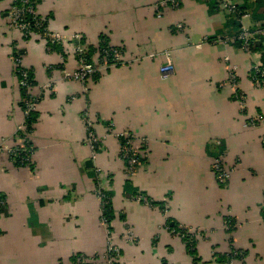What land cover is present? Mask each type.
<instances>
[{
  "label": "crops",
  "instance_id": "crops-1",
  "mask_svg": "<svg viewBox=\"0 0 264 264\" xmlns=\"http://www.w3.org/2000/svg\"><path fill=\"white\" fill-rule=\"evenodd\" d=\"M163 1L35 0L50 30L77 34L94 49L104 37L123 51V65L82 86L63 78L64 69L76 68L71 46L48 53L41 41L24 40L9 26L10 0H0V148L6 149L0 151V264H70L72 255L94 258L106 250L84 116L97 136H105L96 165L110 197L119 264H220L217 257L232 249L244 254L233 264H264V90L250 80L260 53L217 42L232 31L224 13L209 14L191 0L161 8ZM208 38L216 42L206 44ZM164 52L173 66L165 79L159 72ZM16 53L41 96L31 168L15 166L7 151L18 145L23 124ZM229 70L245 96V114L232 89L219 87ZM256 115L263 122L252 126ZM125 131L143 146L131 177L113 135ZM220 154L235 168L225 187L211 169ZM138 194L165 201V213L135 201ZM167 220L196 234L197 261Z\"/></svg>",
  "mask_w": 264,
  "mask_h": 264
},
{
  "label": "built area",
  "instance_id": "built-area-1",
  "mask_svg": "<svg viewBox=\"0 0 264 264\" xmlns=\"http://www.w3.org/2000/svg\"><path fill=\"white\" fill-rule=\"evenodd\" d=\"M209 1L211 0H199V2L203 4ZM218 1L220 2L219 7L223 12L230 15L231 12L235 11V6L237 5L236 3H233L230 0ZM160 7L178 9L179 2L177 0H164L160 3ZM239 16H241V28L239 32L235 36L225 37L223 39H219L218 41L224 43L227 46H234L235 43H238V49L241 52L251 54V43L255 37L258 36L264 38V26H257L253 30L243 24L244 20H250V14L244 13ZM8 23L10 28L16 32H19L24 40L29 41L31 39H37L41 41L48 53H53V49L56 46H71L72 55L76 60V68L71 72L66 69L63 70V78L65 80H70L80 83L82 86H86L87 82H89L95 76H98L101 72L107 70L108 68H113L124 64V60H122V52L118 48L109 46L97 49L95 48V51L90 53L86 44L83 43L81 36L77 34L64 35L50 30L47 23L38 15L36 4L32 0H10ZM177 30L182 31L183 26L178 25ZM157 56L158 55H150L149 57L154 58ZM159 56H162L165 61L164 66H161L159 69L161 77L165 79L173 72L171 54L170 52H164ZM13 67L18 88L22 92L20 103L22 104L23 124L18 130L16 139L19 142L17 143L18 145L11 149H7V151L12 161H14L13 158L15 156L21 154L17 161L18 164L21 167H28L32 163L31 157L33 154V148L30 142L32 130L29 131L27 129L26 122L30 118V115L37 111V106L41 100V96L40 94L37 95L33 92V84L30 77L31 72L24 67L23 60L17 53L13 57ZM250 80L255 87L264 90V69H262L261 64L255 63L251 66ZM219 87H230L232 89L234 96L240 104V113L245 114V96L238 89L237 77L233 70H229L227 80L221 83ZM83 120L86 126L85 142L90 150V161L94 166L96 177V196L100 203V218L106 226L108 234V254L105 252L102 257L105 259L106 264H115L118 262L119 251L112 245V235L108 231L107 222L104 217L105 207L108 204V197L105 195L106 190L103 186L104 176L100 168L96 165L97 155L101 147V141L105 139V136H97L94 125L89 122L85 116ZM262 122L263 117L261 115H256L253 120L249 122V124L254 126L261 124ZM113 135L119 142V158L125 165L124 172L126 176L131 177L140 166L141 149L143 146L138 144L135 136L130 132H113ZM262 142L264 147V139ZM2 150L6 149L0 148V151ZM223 156V154H220L211 162V169L215 176V180L221 187H225L227 185L235 169L225 164ZM134 199L144 206L153 207L151 200L147 199L143 194H138L134 197ZM4 204V199L0 197V206H4ZM163 212H165V210ZM262 214L264 215V208L262 209ZM166 227L168 230H170L168 225H166ZM191 234L193 235L194 233ZM240 255H242L240 252L234 253V256ZM102 257L87 258L81 255L77 258L75 264H93L96 261L98 262L99 259H103ZM241 260L232 259L229 264H233L234 261Z\"/></svg>",
  "mask_w": 264,
  "mask_h": 264
},
{
  "label": "trees",
  "instance_id": "trees-1",
  "mask_svg": "<svg viewBox=\"0 0 264 264\" xmlns=\"http://www.w3.org/2000/svg\"><path fill=\"white\" fill-rule=\"evenodd\" d=\"M34 3L35 0H32ZM191 1H194V2H199V0H191ZM200 3V2H199ZM206 6H207V9L209 11V14H213V13H218V12H222L224 13V16H225V19H226V26L229 28H232V31L230 32V34H228V36L226 37H232V36H235L240 28H241V23H240V18L241 14H244V13H249L250 14V21L252 22L253 26L251 27V29H255L257 26L258 27H262L264 26V0H245L243 2V4H237L235 6V11L231 12V14H227L225 12H223L220 7H219V4L220 2L218 0H211L207 3H204ZM225 38V37H224ZM223 39V38H222ZM84 42V41H83ZM216 42L215 39H212V38H208L205 40V43L206 44H214ZM217 42H219L217 40ZM239 44L238 43H235L234 44V47L238 48ZM114 47V46H111L109 45L108 41L104 38V37H100V44L97 48H103V47ZM96 48V49H97ZM115 48V47H114ZM59 47H55L53 49V52H55L56 50H58ZM90 53H93L95 51L94 48H91V47H88ZM119 49V48H118ZM120 51L122 52V60H124V56H123V51L120 49ZM255 52H258L260 53V64L262 66V69H264V38L262 37H258L256 36L255 39L253 40V42L251 43V53H255ZM159 58V57H157ZM156 59V57L154 58ZM153 59V60H154ZM158 60V59H156ZM31 79H32V84H33V78H32V74L30 75ZM96 77V76H95ZM94 77V78H95ZM93 79V78H92ZM91 79V80H92ZM20 96L22 97V92L20 91ZM20 97V99H21ZM21 105V110H22V104L20 103ZM36 113V112H35ZM35 113H32L30 115V118L28 119V121L26 122L27 124V129L30 131L32 130L33 131V124L36 120V117H35ZM21 154L15 156L13 158V162H14V165L15 166H20L18 164V159L20 157ZM219 155L217 156H214L212 161L217 158ZM211 161V162H212ZM31 164L28 166L31 168ZM21 167V166H20ZM215 177V176H214ZM107 197H108V204L106 205L105 207V212H104V217L106 219V222H107V226H108V230L111 231V227H110V224H111V221H112V218H113V214L111 212V203H110V197H109V194L106 193L105 194ZM146 197V196H145ZM2 198V197H1ZM147 199H149L148 197H146ZM3 199V198H2ZM150 200V199H149ZM151 203H152V206H156L158 208H161L163 209V206H164V203L162 202H154L151 200ZM5 205V204H4ZM264 208V203L262 205V209ZM3 209H4V206H0V213L3 212ZM263 220H264V215H263ZM167 224H168V227L169 229L171 230V232L175 235H178L182 242L184 243L185 245V248H186V251L188 253L189 256H195L196 255V250H195V241H194V238H193V235L190 234L187 229L185 228H182L180 227L178 224L176 223H173V225H171V222L167 220ZM225 224L230 228L231 230V227H232V221L231 220H227L225 222ZM231 226V227H230ZM234 250L232 249L230 254L228 255H223V256H219L217 257V260L220 264H229L230 261L233 259V260H241L244 258V254L242 252H240L242 255L240 256H234ZM81 256L80 254H76V255H72L68 261L70 264H75L77 258ZM95 258H98V257H95ZM194 261H197V259L195 258ZM115 264H119L118 262L115 263ZM163 264H166L165 262Z\"/></svg>",
  "mask_w": 264,
  "mask_h": 264
},
{
  "label": "rangeland",
  "instance_id": "rangeland-1",
  "mask_svg": "<svg viewBox=\"0 0 264 264\" xmlns=\"http://www.w3.org/2000/svg\"><path fill=\"white\" fill-rule=\"evenodd\" d=\"M97 185H95V191L97 190V187H96ZM162 203H164V206H163V209H161V208H159V210L160 211H164L165 210V207H166V202L164 201V202H162ZM100 204V203H99ZM150 208H156V206H153V207H150ZM99 209H100V207H99ZM166 211V210H165ZM100 212V211H99ZM165 213V212H164ZM100 218V217H99ZM100 222L102 223V225H104V223L102 222V220H101V218H100ZM166 225H168V224H166ZM110 227H111V225H110ZM180 227H182V228H184L183 226H180ZM109 231V230H108ZM187 231L191 234V232L187 229ZM110 232V234H112V230L111 231H109ZM194 236H193V238H194V241H195V250H196V234L194 233L193 234ZM180 238V237H179ZM181 239V238H180ZM111 242H112V240H111ZM184 244V243H183ZM115 248H117L118 249V251H119V256H118V260L120 259V249L118 248V246H116L114 243L112 244ZM185 246V245H184ZM105 252H106V254H108V249L106 248V250L104 251V253L102 254V256L105 254ZM234 252H239V251H235L234 250ZM102 256H97L98 258L99 257H102ZM192 259H195L196 258V255L195 256H190ZM95 258V257H94ZM103 258V257H102ZM104 259V258H103ZM97 260V259H96ZM242 261V260H241ZM103 262V261H102ZM104 262H105V259H104ZM93 264H97V261L96 262H94Z\"/></svg>",
  "mask_w": 264,
  "mask_h": 264
},
{
  "label": "water",
  "instance_id": "water-1",
  "mask_svg": "<svg viewBox=\"0 0 264 264\" xmlns=\"http://www.w3.org/2000/svg\"><path fill=\"white\" fill-rule=\"evenodd\" d=\"M89 164H92L91 161H89Z\"/></svg>",
  "mask_w": 264,
  "mask_h": 264
}]
</instances>
